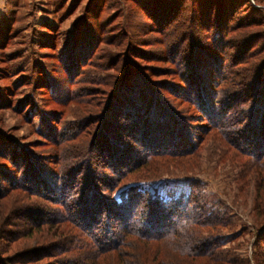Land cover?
<instances>
[{
	"label": "trees",
	"instance_id": "trees-1",
	"mask_svg": "<svg viewBox=\"0 0 264 264\" xmlns=\"http://www.w3.org/2000/svg\"><path fill=\"white\" fill-rule=\"evenodd\" d=\"M92 2H89V13H92ZM235 2L232 5L230 0L220 5L216 3V11L212 16L216 31L212 38L205 37L207 40H203L204 36L193 35L192 26L197 29L199 23L189 16L186 25L189 39L185 37L179 41L183 40L184 43L187 39L188 43L186 53L183 47L181 49L184 53V58L181 57L184 62L182 68H193L195 74L192 78L182 76L181 84L175 90L172 84V87H167V91L192 102L199 112V115L193 116L204 118L206 123H188L191 128L186 125L184 115L155 94L153 82L146 83L144 94L136 90L131 84H134V79L128 77L130 72L135 71L128 67L130 59L116 54L113 67L116 73L121 74L105 79L107 82L111 80L109 85H112V79H116V82L111 86V96L107 97L106 114L91 140L86 143L83 154L78 153L74 160L66 157L62 161H50L56 165L49 166L47 171L31 166L29 156L19 152L16 153L18 161L13 160L14 167L0 164V238L10 240L26 231L29 232L27 236H31L35 229L36 235L55 238L30 257L35 258L40 254L52 256L54 259L48 264H214L212 261L219 264H264V56L259 60L250 59V48L257 44L263 34H239L240 40L236 42L235 48L243 54H233L230 62H225L222 51L225 44L230 42L226 35L239 21L231 23L224 9L230 11ZM176 3L183 6L181 0H176ZM170 4L166 3L160 10L165 21L158 33L161 32L165 37L169 35L167 30L172 25L169 24L171 20L182 27L181 23L174 21L182 16L181 8L172 13ZM244 23L251 26L255 21ZM80 28L79 25L73 43L80 37ZM49 29L53 31L52 27ZM95 32V27L90 31L86 28L81 39L82 47H89L88 42L97 38L93 35ZM130 48L127 45L123 51L127 52ZM255 52L253 55L258 54V49ZM241 63L248 65L250 70L239 75L242 84L238 86L237 82L231 81V76L232 73L236 76L233 66ZM221 66L230 67L231 73L223 74ZM125 73L128 75L122 78L120 86L121 75ZM222 82L231 87L228 90L219 88ZM114 90L119 91L115 94ZM150 92L160 105L153 98H146L145 94ZM100 93L103 94L102 91L93 92V98H97ZM122 95L127 104L122 101L125 106L117 110L113 105ZM74 96L68 95L70 99ZM116 110L118 115L114 117L112 113ZM65 134L66 130L61 131L60 135L53 137L54 141L65 140ZM203 134L216 139L221 159L226 158L233 166L239 167L240 183H244L248 176L256 177L253 180L256 236L251 258L221 248L225 240L221 229L227 225L234 228L235 221L227 210L210 204L211 200L201 183L194 177L187 176L189 191L186 195L168 199L138 186L142 180L138 176L150 171L141 169L151 167L152 159L159 156L167 159L190 156L204 139V136L201 138ZM75 135L76 130L69 132L70 138ZM12 143L8 135L0 137L1 158L12 157L9 153ZM96 151L105 160V167L101 170H96L90 161L92 153ZM19 164L22 166L19 167ZM130 181L133 183L129 184ZM120 189H125V196L118 201L113 194ZM20 192L34 195L38 200L29 198L30 202L13 210L11 202L24 200ZM14 217L19 222L17 227L7 232L10 236L1 235L5 233L3 229L12 224ZM77 228L82 231L81 237L75 233ZM82 234L87 240L83 239ZM127 236L132 238L128 239ZM229 236L230 241L237 237L232 234ZM116 248L123 251L122 255L101 256ZM3 255H0V264H7ZM139 255L148 258L138 259Z\"/></svg>",
	"mask_w": 264,
	"mask_h": 264
},
{
	"label": "rangeland",
	"instance_id": "rangeland-1",
	"mask_svg": "<svg viewBox=\"0 0 264 264\" xmlns=\"http://www.w3.org/2000/svg\"><path fill=\"white\" fill-rule=\"evenodd\" d=\"M90 1L0 0V137L8 135L13 142L9 152L12 157L10 159L0 157V164L14 167L13 160L18 161L16 153L19 152L29 156V162L32 161L31 166H38L47 171L49 166L56 165L50 161L58 162L65 160L66 157L74 160L78 153L83 154L86 143L91 140L106 114L104 111L107 97L111 96L109 94L111 86L116 82V79H112V85H109L111 80L107 82L105 79L121 74V72L116 73L113 67L116 54L129 58L128 67L135 69L129 75L125 73L120 76V86L122 78L125 79V75H128L134 79V84H131L135 89L141 90L144 94L146 83L148 85L149 82H153L155 94L184 115L186 125L191 128L188 123L191 125L206 123L204 118L193 116L199 115V112L193 107L192 102L167 91V87L173 85L172 89L175 90L174 88L181 84L182 76L192 78L195 74L193 68L183 69L184 62L181 60V57L184 58L182 47L185 53L188 47L187 39L190 33L187 32L186 25L189 23V16H193L197 24L199 23L197 29L192 26L193 35L204 36L203 40H207L205 37L209 36L212 38L216 31L212 18L216 11V3L220 5L225 0H215V2L181 0L182 7L176 3V0H93L92 13H89ZM234 1L236 2L230 11L228 8L224 9L225 16L227 17L228 14L231 23L239 21L226 35V39L230 42L225 44L226 47L222 51L225 62H230L233 54L234 56L243 54L240 49L235 48L236 42L240 40L239 34L245 32L264 36V0H230V4L232 5ZM164 2L171 3L169 8L172 9V13L180 8L183 12L182 16L174 20L181 23L182 27L171 20L169 24L172 25L167 30L169 33L167 37L161 32L158 33L165 21L160 15V10L162 11L166 4ZM249 20H254L255 23L251 26L244 25V21ZM79 25L80 37L73 43ZM49 27H52L53 31ZM93 27L96 29L93 35L97 36L95 42L92 39L88 42L89 47L87 45L82 47V35L86 32V28L90 31ZM263 36L250 48L252 51L250 59L259 60L264 56ZM185 37L187 39L184 43L183 40L179 41L180 38ZM127 45L131 48L124 52ZM256 49L258 54L253 55ZM213 50L216 53V48ZM73 62L76 64L74 65ZM223 66H221L223 74L231 73L230 67ZM249 68L244 63L233 66L236 76L232 73L231 81L235 84L237 82L240 86L242 83L239 75L250 70ZM103 79L104 81L100 82ZM220 87L228 90L231 86L222 82ZM99 91L103 94H97V98H93L92 93ZM114 91L116 94L119 90ZM73 94L74 98L70 99L68 95L72 97ZM145 95L147 99L153 98L158 105L161 104L154 98L152 92ZM125 100V96L122 95L116 99L113 107H117L118 110V107L125 106ZM122 101L125 103H121ZM117 110L112 116L117 117ZM63 130H66L65 140L55 142L53 137L60 135ZM71 130H76L73 138L69 136ZM203 136L204 139L190 156L168 159L159 156L152 159L151 167L141 169H150V171L138 176V179L142 178L138 186L142 190H151L168 199L180 194L186 195L189 191L188 177H194L201 183L208 199L211 200L210 204L224 211L227 210L233 222L235 221L234 228L227 225L221 229L225 235L221 248L251 258L256 236L254 235L256 193L253 183L256 177L248 176L244 183H240L239 167L233 166L226 158H220L216 139L208 138L205 134L201 135V138ZM102 141L106 140L103 138ZM137 147L141 149L139 144ZM103 158L97 151L92 153L90 161L93 162L96 170L105 167ZM20 193L24 200L11 202L10 206L13 210L18 209L19 205L30 202L34 197L37 199L29 193ZM124 196L125 189L115 191L113 194L118 201ZM38 204L41 205L40 202ZM102 218L104 220L103 216ZM12 220V224L5 227L3 229L5 233L2 232L1 235L10 236L11 234L7 232L17 227L18 219L14 217ZM27 232L18 234L19 236L14 237V240L0 238V255L4 253L2 258L7 264L51 263L54 259L52 256L40 254L35 258L30 257L37 254L42 245L48 244L50 239L55 240V238L36 235L37 229L31 236H27ZM81 232L77 228L75 233L80 235ZM231 234L236 235V239L230 241ZM82 236L87 240L84 234ZM127 237L132 238V236ZM117 249L99 255H122L123 251ZM225 257L227 258L226 255ZM139 258L148 257L139 255ZM212 263L219 264L217 261Z\"/></svg>",
	"mask_w": 264,
	"mask_h": 264
}]
</instances>
